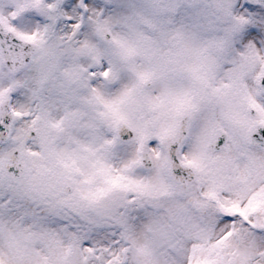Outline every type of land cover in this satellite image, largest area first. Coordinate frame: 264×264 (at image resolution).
I'll list each match as a JSON object with an SVG mask.
<instances>
[{"label":"snow or ice","instance_id":"6c2138e0","mask_svg":"<svg viewBox=\"0 0 264 264\" xmlns=\"http://www.w3.org/2000/svg\"><path fill=\"white\" fill-rule=\"evenodd\" d=\"M0 264H264V0H0Z\"/></svg>","mask_w":264,"mask_h":264}]
</instances>
